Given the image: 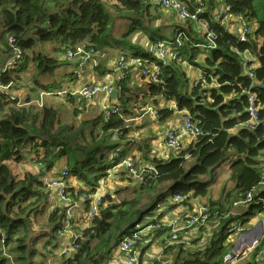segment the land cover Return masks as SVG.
<instances>
[{"label":"trees","instance_id":"obj_1","mask_svg":"<svg viewBox=\"0 0 264 264\" xmlns=\"http://www.w3.org/2000/svg\"><path fill=\"white\" fill-rule=\"evenodd\" d=\"M10 2L12 5L8 6L2 2L0 10L7 36L6 47L0 48L2 67L11 56L9 38L15 36L19 40L24 57L25 50L34 45L30 36L32 30L42 40L56 39L63 47L57 58L35 57L38 71L45 76L57 67L73 62L66 54L68 51L76 52L80 47H84L86 52L93 50L94 54L119 50L120 56L127 59L150 58L153 57L150 50L146 52L135 44H129L130 52H125L122 45L138 32H144L153 43L157 41L156 37L166 40L160 34V28L154 26L163 20L166 12L152 0ZM221 3L230 6L233 18L243 17L248 22L250 31L246 42L240 41L238 22L221 25L214 21L215 11ZM206 4L207 10L201 18L208 22L214 39L208 41L190 21L174 26V34H182L185 38L180 50L182 61L162 66V73L166 76L163 83H152L146 76L134 78L131 73L125 80L116 81L115 86L121 88V97L113 104L120 112L110 119L101 112L79 124L62 122L59 119L60 108L53 105L58 102L55 98H48L43 108L36 104L18 107V99L12 100L10 93H0V264H48L50 258L56 256L61 247L58 231L66 221V208L61 206L49 210L52 202L50 190L43 185L45 177L64 161L67 181L75 179L84 186L71 187L67 183L69 195L78 200L84 194L96 193L106 171L121 165L126 159L128 152L125 148L129 144L131 130L127 120L142 116L136 112L140 109L139 104H142L141 109L149 104L155 106L158 111L156 119L160 123L167 122L177 112H186L201 128L203 135L194 138L168 160L147 155L145 162L154 167L155 174L146 185L141 184L137 192L139 198L115 204L113 196L106 195V206L99 215L88 225L85 222L83 227L79 224L74 228L81 233L75 242L78 249L62 264H107L117 252L122 238L144 224L146 217L156 216L163 203L171 210L181 207L173 202L176 196L185 198L181 205L190 209L193 208L191 203L200 198L201 204L197 205L209 207L211 219L218 220V225L208 235L205 245L195 250H184L181 245L166 248L165 254L176 252L172 261L170 258L164 260L169 264H221L233 248L226 245L230 226L238 222L245 226L264 214V191L260 189L264 173L258 161L264 156V130L263 125L253 131L245 125L249 120V104L244 93L250 91L256 95L261 106L259 118L264 124V0H206ZM188 5L193 11V2ZM110 8H114L119 16L122 11L128 12L125 18L129 20V26L123 40L116 45H112L108 35ZM202 45L206 48L199 47ZM247 53L252 58L249 66L253 68V78L243 71V56ZM23 59L17 68L0 74V82L10 85V91L30 89L28 84L21 85V73H18L21 69L24 71ZM182 64L202 70L206 83L196 86L191 83ZM79 65L80 61L76 62L77 68ZM96 70L99 77L108 74L102 67ZM214 79L219 85L217 88L211 86ZM32 83V90L38 94L63 91L57 82L43 84L34 78L30 85ZM24 98L25 103H31L38 96L33 98L28 93ZM64 101L74 107L78 102L70 95ZM79 114L80 110L74 108L73 117ZM231 149L235 157L230 168L234 190L228 193L223 189L220 202L208 199V203L203 204L210 188V183L204 178L230 159ZM143 150L150 153L148 143ZM26 152L29 159L25 157ZM117 154L119 158L115 157ZM26 161L37 166L39 171L25 168ZM191 161L195 163L191 165ZM250 192H253V199L245 205L246 210L232 216L234 203ZM231 197L235 201L228 208L226 205ZM224 214L229 216L222 218ZM167 230L162 224V229L154 235L158 237ZM252 252V258L244 264L259 263L264 256V237Z\"/></svg>","mask_w":264,"mask_h":264},{"label":"built area","instance_id":"obj_2","mask_svg":"<svg viewBox=\"0 0 264 264\" xmlns=\"http://www.w3.org/2000/svg\"><path fill=\"white\" fill-rule=\"evenodd\" d=\"M153 3L160 6L164 11L171 12L174 17L181 22L190 21L193 23L197 31L201 34H204L208 41L214 39L213 33L211 32L210 26L208 22L201 18L207 10L206 0H192L193 2V11L190 9L187 2L183 0H152ZM214 21L221 25H226L231 22H238L239 29V38L241 42H246L247 35L250 31L248 22L243 17L233 18L230 14V6L225 3H221L214 14ZM185 38L182 34H174V39L172 41H156L152 43L150 52L153 57H129L127 59L125 56H120L116 63V68L118 72L119 80H125L128 75L134 71L137 72L139 76H146L152 83H163L164 78L166 76L162 73V66L170 63L172 61H182V53L181 48L183 46ZM9 45L11 47V56L4 67L0 65V74L7 72L8 70L17 68L18 63L21 62L23 58V51L19 46V40L14 36L9 38ZM201 48H206L204 45L199 46ZM67 58L71 61H75L78 59L80 61L79 70H83L87 63L93 60L94 56H98L99 58H104L105 54H94L93 50L86 52L84 47H80L76 52L68 51L66 54ZM244 69L243 71L249 75L251 78L254 77L252 74V67H250L249 62H251L252 58L250 54H245L244 56ZM169 76H171L169 74ZM206 78L204 73L200 70L198 77L194 80L195 86L199 83L205 84ZM212 87H219L216 82V79L212 82ZM207 87H209L207 85ZM113 90H117L119 95L121 96V88L115 87L114 82L109 84L99 86L97 84H91L85 86L75 92H71L74 97L79 101L85 102H93L97 96H104V100L102 102V112L105 114L106 119H110L112 116L119 114L120 109L112 105L109 101L110 93ZM10 85L6 86L2 82H0V93H10ZM244 93L248 97V107L247 112L249 114V120L245 124L250 130H256L260 125L264 124L259 118V110H261V106L257 101V97L250 91H244ZM67 95V92H41L38 94V98L31 103H25V98H18L16 96H11L12 100L18 99V107H24L30 104H36L38 107L43 108L44 103L48 98L60 97L63 98ZM206 95V94H205ZM143 111L146 114L152 115L154 118H157L158 111L153 107L144 108ZM203 135V131L198 126L196 122L193 121L189 114H186L184 117V126L181 129V132L176 130H169L165 137L166 146L168 149L179 153L182 149L185 148L184 142L181 140V137L186 136L190 139L197 138ZM264 139V138H263ZM119 158V154L115 156ZM121 166L125 167L129 171V176L133 179H138L141 184L146 185L155 174L154 167L142 160L136 161L133 159H124ZM260 167L263 169L264 173V161L260 163ZM115 168L108 169L106 171L105 177L100 181L101 187L109 184L111 179L113 178ZM67 177L68 173L62 171L58 177L52 179H48V176L45 177L43 182L44 187L47 190H56L57 195L60 199L62 206L66 208V221L64 226L60 228L58 231L59 236H63L65 234H69L72 237V242L68 245L62 247V255L65 256L66 259L72 257V255L78 249V246L75 245L76 240L81 236V233L78 231H74V228L77 227V218L75 214L76 205L73 198L68 193L67 186ZM261 191H264V174L263 180L260 186ZM106 195H96L94 194H84L82 196V201L89 204L87 221L88 224L99 215L101 209L106 206ZM185 198L181 196H176L173 199L174 203L180 204L183 211L186 212L183 221L169 225L168 230L163 232L159 239L166 246L172 245H181L183 248L188 247L190 243V238L194 235V233L199 232L201 228L205 227L208 222L211 221L210 209L204 205H193V208L190 209L189 206L181 205ZM253 199V192H250L244 199H241L234 203V207L245 206L250 204ZM177 208V209H179ZM229 215H222V218H227ZM155 221H158L157 224H154ZM162 223L160 222L157 216L151 217L148 216L145 218V223L141 226H138L136 230L132 234L125 235L118 247V252L123 253L127 256V260L131 264H139L138 258V250L140 245L143 242V238L145 235L149 234L151 231L161 229ZM251 230V229H250ZM253 230V229H252ZM245 231L244 228L240 224H233L230 226L229 233H236L238 235H242ZM146 235V236H147ZM263 238V236H262ZM261 238V239H262ZM260 239V240H261ZM258 242H253L252 246L245 247L244 249L240 248L237 251H233L224 256L221 264H239L244 258L245 250H254L258 246ZM246 243L243 244L245 246ZM152 264H165L162 262L161 258H158L156 262Z\"/></svg>","mask_w":264,"mask_h":264},{"label":"crops","instance_id":"obj_3","mask_svg":"<svg viewBox=\"0 0 264 264\" xmlns=\"http://www.w3.org/2000/svg\"><path fill=\"white\" fill-rule=\"evenodd\" d=\"M185 1L188 3L192 2V0H185ZM131 43L139 46L141 48V50H143V51H149L153 42L150 41L149 37L146 34L138 32L132 36ZM104 54H105L104 58H99L98 56H94L93 60H91L89 63H87L83 70H79V69L72 70L71 69V71H70L71 77H70V81L68 83L69 93L75 92V91H77V90H79L85 86L91 85V84H97L99 86H103V85L109 84L111 82H114V84H116V81L119 80V78H118L119 74L117 72L116 63H117L118 59L120 58V55H118L117 52H113V53L112 52H106ZM76 62H78V59L73 61L74 64H76ZM88 66L90 69H89L88 73H86L84 71L87 69ZM98 67H102V70L104 72H108V74H106L104 77H99L98 71L96 70ZM190 68L193 69V66H191ZM185 71L188 72L186 69H185ZM199 72H200V69H198V68L190 70V72H188V75L190 77V81L192 80V78H193V80H195L198 77ZM131 75L134 78L139 77L138 73L134 72V71L131 72ZM23 91L24 90H20V92L19 91H12L11 95L16 96L18 98H24L28 94H27V92L25 94V92H23ZM100 96H102V95H100ZM101 98H102V102H103L104 96H102ZM109 101L112 103V105H116L113 103L118 102V101L114 102L113 100H110V99H109ZM93 102H94V100H93ZM102 102H101V112H102ZM87 103L88 102H85L83 104H86V106H87ZM89 103H91V102H89ZM77 105H78V102H77L76 106ZM148 107H151V106H148ZM82 109L83 108H81V106H80L79 110L82 111ZM185 115H186V112H177V113H175L173 118H171L170 120H168L165 123L158 122V120L156 118H154L152 115L146 114V113H143L142 116L138 119L130 120L133 123V124H131V126L132 125L133 126L130 127L131 130L128 134L129 144L126 148L124 147L128 152L127 156L125 158L126 159H133L136 161L142 160L143 162H145L144 158L147 155L152 157V158L164 159V160H168L170 157L175 156L176 153L167 148L166 142H165V137H166V134L169 130L174 129L176 131L181 132V129L184 126ZM181 140L184 142L185 145H188L189 143L192 142L193 139H190L186 136H183V137H181ZM146 143H148L150 146V153H148V154L144 153V150H143L144 145ZM258 161L260 163L262 161H264V156L260 157L258 159ZM27 164H32V163L29 161L28 162L26 161L24 163V165H27ZM122 168H124V167L121 165L115 167V170L113 172L114 176L111 179V181L109 182V184H107L104 187H101V185H100V188L96 192V195H102V194L112 195L113 200L118 199L117 194L121 189H123L120 186V184L123 183L125 180H128L130 182H132L134 180L132 177L129 176V174L123 175L125 173L124 170L120 171V173H117V171L119 169H122ZM34 169L37 172L39 171V168L37 166H34ZM60 173L61 172H59V168H56L51 174L48 173V175H47L48 179H50V178L52 179V177L56 178L59 176ZM68 184L71 187L84 188V186L75 179L69 180ZM50 198L52 201V206H51L52 209L62 206L56 190L50 189ZM210 199L214 202H218V201L220 202V200L222 199V195H221V197H217V194H216L213 199L211 197H210ZM73 200L75 201V205H76L75 214H76V218H77V225L81 224L80 227H83L85 225V222L87 221V214H88L89 205H87L86 202L82 201L81 198H79L78 200L73 198ZM192 203H191L192 206L197 205V203L195 201ZM194 203H196V204H194ZM163 213H165V214H163V215L161 214L159 216H160V219L162 220L161 223L166 228L169 225L177 224V223L183 221L185 214H186V212L183 211L182 208H179V209L176 208V209L169 210V211L164 210ZM260 216L263 218V222H264V214L260 215ZM260 216H258V217H260ZM214 224L218 225V221L214 222ZM86 225H88V222H86ZM211 231L212 230L204 228V229L200 230L199 232L194 233L193 236L195 238L192 239V241L190 242V250H195L199 246H204L206 243L207 237ZM245 231L248 232L249 230L248 231L245 230ZM149 234H151V232ZM229 234L230 235H229V238H228L226 245H232L233 248H232L231 252H233L235 249H238L236 247L238 246V242L240 241L241 235L238 236V234H236V233H232V234L229 233ZM146 235L143 238L144 243L139 248L138 254H137L138 258H139V264L153 263V262H155L156 257H158V255L161 254V251L160 250L158 251V249H157V247H160L159 245L162 244V242L159 239L160 236L156 237L155 235H152L151 237H148V235L147 236ZM60 237H61L60 250L57 252L56 256L50 258V260L48 261V264H62L63 260L66 259L65 256L62 255L61 250H62V247L66 246L72 242V237L69 236V234H65V235L60 236ZM195 241H196V244L192 245V243ZM149 242H152L153 244L151 246H149V244H150ZM154 242H155V244H154ZM243 243H246V242H243ZM168 256H167V259H169ZM170 258H171V255H170ZM245 259L246 258H243L239 264H242V262H244V261L246 262L249 260V258H247L246 260ZM107 264H131V263L127 260V256L125 254L120 253L117 250V252L114 253V255L112 256V258L110 259V261ZM258 264H264V256L262 258H260V261Z\"/></svg>","mask_w":264,"mask_h":264},{"label":"rangeland","instance_id":"obj_4","mask_svg":"<svg viewBox=\"0 0 264 264\" xmlns=\"http://www.w3.org/2000/svg\"><path fill=\"white\" fill-rule=\"evenodd\" d=\"M0 2H1L0 3V10L2 9V5L4 3H5V6H8L9 4L12 5V2H10V0H2ZM2 2H3V4H2ZM108 8H109V6H108ZM47 10H48V12L50 11L49 9H47ZM109 11H110V18L111 19H110V27H109V30H108V35L110 36V40H111L112 45H116L118 42L123 40L122 36L126 32L128 26H129V20L125 18V16L128 14V12L127 11H122V15L119 16L114 8H110ZM178 24L179 25H183L185 23L181 22V21H178L174 17V15L171 14V12H166L165 17L163 18V20L156 22V24H154V26L160 28V30H161L160 34H162V35H164L166 37V38H164V39H166V41H172L174 39L173 28H175L174 26H176ZM34 32H35L34 30H32V32H30V36L33 37V39H34V45H33L32 48L25 50V56L23 57L24 58L23 62L25 64L24 71H22V69L20 70L21 67L19 66V70L20 71L18 72L19 74L21 73V81H22L21 85L25 86V85L28 84L30 89L29 88L28 89L21 88L20 90H24L23 92H25V94H26V92H27V94L30 93L32 95V97L35 98V97L38 96V92L32 90V87H34L33 83H32L33 85H30L31 82H33L34 78H36L38 81H40L43 84H48V83H52V82H57L58 84H60L62 86V88H63V91H59V92H67V95L65 97H63V98L54 97L55 100H57L58 102H54V103L52 102V103H53L54 106H58L60 108L59 119L62 122L79 124L80 122H82L83 120H85L87 118H94L97 115L101 114V102H102V98L101 97L102 96H97L95 98L94 102L87 103V106H86V104H83L79 100H78V105L77 106L75 105V107L72 106V104H70L69 102H68L69 104L65 103L64 100L66 99V97L68 95L74 97V95H72L73 92L69 93V91H68L69 90L68 83H69L70 77H71L70 76V73H71L70 71H71V69L72 70L78 69L73 62H69L68 65L57 67L56 69H54L52 71V73H50V74H48L46 76L44 74H41L38 71L37 62L35 60V57H38L39 55H43V56H46L48 58H57L60 55V51H62L61 49H63V47L61 46V44L59 43L58 40L52 39V40H49V41L48 40L44 41V40L41 39V37L39 35L35 34ZM139 33L145 34L144 32H139ZM6 38H7V36L4 34V28H3V16L0 14V48H5L6 47L5 46ZM131 38L127 39L126 40L127 43L122 45V50L123 51L130 52L129 44H132L131 43ZM156 38H157V41H161L159 37H156ZM8 47H9V45H8ZM115 52H117L118 55L121 54V52L119 50H117ZM20 65H21V63H20ZM182 66L188 72H190V70L196 69L194 67H193V69H191L190 68L191 66H188L187 64H182ZM89 69L90 68L88 66L87 69L84 72L88 73ZM191 83H194L193 78L191 80ZM80 106L84 110H82V111L80 110L79 116L73 117L74 108L79 109ZM141 106H142V104H139L140 109H141ZM148 106H151V107H154L155 109H157L152 104H149ZM148 106H145V107H148ZM145 107H143L141 110L140 109L136 110V112L138 114L142 115L143 113H145L143 111V109ZM103 115L105 117V114H103ZM130 120H132V119H128L127 120V124L128 125L133 124L132 121H130ZM233 153H234V150L231 149L230 150V159H228L219 168H217L214 172L210 173L208 176H206L204 178L205 181L210 183V188H209V196L204 199L205 203L203 202V204H207L208 203V199H210V197L213 199L216 194H217V197H221L223 189L226 190V192H228V193L230 191L234 190L235 184L230 180V175H231L230 168H231V165L233 164V162L235 160V157L232 156ZM25 157H26V159H29V153L28 152L25 153ZM194 163H195L194 161H191V165L194 164ZM65 166L66 165H65L64 161L58 163L57 167L59 168V172L64 171L65 170V168H64ZM24 167L29 169V170H31V171H36L34 169V165L33 164H27V165H24ZM20 169L18 171H20ZM122 170H124L126 173H128V170L126 168L119 169L117 171V173H120V171H122ZM120 186L123 189H121L118 192V194H117L118 199L114 200L115 204H118V203L122 202L125 199L130 200V199H133V198H139V194L137 192L141 188V182L138 179L134 178V180L132 182H130L128 180H125L123 183L120 184ZM198 200H196V203H200L201 204V202H200L201 199L198 198ZM234 201L235 200L231 197L226 206L228 208H230V206H231L230 204L232 202H234ZM166 206L167 205H165L163 203L159 207L158 211L156 212L157 213V215H156L157 217H159V215H161V214L162 215L165 214V213H163L164 210L165 211L166 210H168V211L171 210V209L167 208ZM246 207L247 206L234 207V209L232 210V214H233L232 216H236V215H239V214L243 213L246 210ZM51 209L52 208L50 207L49 210L51 211ZM159 220H160V222H162L161 219H159ZM217 221L218 220H216V219H213V220L211 219V221L208 222V224L205 227L201 228L200 230H202L204 228L209 229V230L216 229L217 225H215L214 222H217ZM259 222L263 223V229H264V222H263V218L261 216L260 217H256L255 219H252L247 225L242 226V228H244L247 231L250 230V229H255ZM144 223H145V221H144ZM182 223H184V221ZM236 224H239V222L236 223ZM161 229H157V230H161ZM157 230L151 231V234H149L148 237H151L152 235H154L155 234L154 232H156ZM262 236L264 237V230H263ZM194 238L195 237L192 236L190 238V242ZM143 243L144 242H142V244ZM149 243H150L149 246H151L153 244L152 242H149ZM154 244H155V242H154ZM195 244H196V241L192 243V245H195ZM141 245H140V247H141ZM159 246L160 247H157V249H158V251L159 250L161 251V254L158 255V257H156L155 260H158V258H161L162 262H164L165 264H169L168 261H164V260L167 259L168 255H169L168 258H170V255H171L170 260L172 261L174 259L175 255H176V252L173 253V254L167 252V254H165L164 250L166 248H169V247H172V246H175V245L166 246L164 243H162ZM184 250L190 251V243H189L188 247H186ZM252 251H253V249L252 250H245L243 257L246 258V259L247 258L251 259L252 255H253ZM244 262H242V264ZM150 264H152V263H150Z\"/></svg>","mask_w":264,"mask_h":264},{"label":"water","instance_id":"obj_5","mask_svg":"<svg viewBox=\"0 0 264 264\" xmlns=\"http://www.w3.org/2000/svg\"><path fill=\"white\" fill-rule=\"evenodd\" d=\"M119 93L117 90H113L110 93V99L113 100L114 102L118 101L119 98ZM263 223L259 222L257 227L253 230H249L248 232H245L241 235L240 241L238 242V246L236 248L240 249H244L245 247H250L252 246L253 242H258L260 241L262 234H263ZM252 240V241H251ZM243 242H246V245L243 246ZM238 249H235V251H237Z\"/></svg>","mask_w":264,"mask_h":264},{"label":"bare ground","instance_id":"obj_6","mask_svg":"<svg viewBox=\"0 0 264 264\" xmlns=\"http://www.w3.org/2000/svg\"><path fill=\"white\" fill-rule=\"evenodd\" d=\"M252 241V240H251Z\"/></svg>","mask_w":264,"mask_h":264}]
</instances>
